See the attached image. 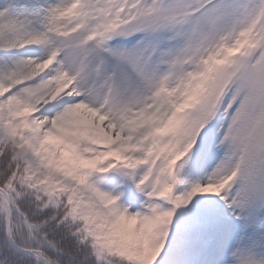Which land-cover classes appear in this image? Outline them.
<instances>
[{
	"label": "snow or ice",
	"instance_id": "1",
	"mask_svg": "<svg viewBox=\"0 0 264 264\" xmlns=\"http://www.w3.org/2000/svg\"><path fill=\"white\" fill-rule=\"evenodd\" d=\"M0 264H264V0H0Z\"/></svg>",
	"mask_w": 264,
	"mask_h": 264
}]
</instances>
